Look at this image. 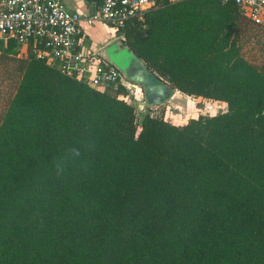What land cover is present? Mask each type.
<instances>
[{
	"label": "trees",
	"instance_id": "16d2710c",
	"mask_svg": "<svg viewBox=\"0 0 264 264\" xmlns=\"http://www.w3.org/2000/svg\"><path fill=\"white\" fill-rule=\"evenodd\" d=\"M144 24L123 45L226 111L138 124L124 87L94 90L7 43L0 264H264V26L233 0L162 4Z\"/></svg>",
	"mask_w": 264,
	"mask_h": 264
},
{
	"label": "built area",
	"instance_id": "2783aa9c",
	"mask_svg": "<svg viewBox=\"0 0 264 264\" xmlns=\"http://www.w3.org/2000/svg\"><path fill=\"white\" fill-rule=\"evenodd\" d=\"M185 1L189 0H91L94 11L83 17L68 10L61 0H0V52L7 43L14 42L23 52L22 56H27L29 49L35 59L94 90L122 86L135 96L130 87L136 89V85L125 82L119 69L85 47L81 23L93 26L104 22L121 33L123 41L128 22L136 21L144 30L146 13L162 4ZM233 1L244 18L264 26V0ZM124 99L129 103L130 96Z\"/></svg>",
	"mask_w": 264,
	"mask_h": 264
},
{
	"label": "rangeland",
	"instance_id": "374dc122",
	"mask_svg": "<svg viewBox=\"0 0 264 264\" xmlns=\"http://www.w3.org/2000/svg\"><path fill=\"white\" fill-rule=\"evenodd\" d=\"M89 27L90 29L87 31L89 32V37L99 49L104 47L105 49L109 48V51H111V48L120 46L122 42V34L116 33L109 25L104 22H97ZM122 51V62L134 60V58H131L132 54L128 49L123 48ZM244 52L246 53V51ZM104 59L107 62H113L108 55H104ZM119 71L122 72L120 68ZM130 90L136 93L135 96H132V94L128 93L126 90V93L130 96L128 102L135 108L138 124H140L143 117L148 114L154 116L162 115L165 121L174 125H183L189 119H195L200 115L214 116L226 111V105L223 103L210 102L201 98L187 97L178 92H175V97L165 104L148 106L144 99V93L141 87H137L136 89L130 87Z\"/></svg>",
	"mask_w": 264,
	"mask_h": 264
},
{
	"label": "water",
	"instance_id": "95a60500",
	"mask_svg": "<svg viewBox=\"0 0 264 264\" xmlns=\"http://www.w3.org/2000/svg\"><path fill=\"white\" fill-rule=\"evenodd\" d=\"M123 48L128 49L123 45L105 50L109 58L124 72L128 80L137 82L144 87L145 99L147 105L161 104L167 98H170L173 94V90L163 81L158 79L153 75L135 55L132 54L131 58L134 60H129L128 62H122V50ZM148 70V71H147ZM167 91V96L165 95Z\"/></svg>",
	"mask_w": 264,
	"mask_h": 264
},
{
	"label": "crops",
	"instance_id": "0c3cea01",
	"mask_svg": "<svg viewBox=\"0 0 264 264\" xmlns=\"http://www.w3.org/2000/svg\"><path fill=\"white\" fill-rule=\"evenodd\" d=\"M61 2L65 5V7L68 10L73 11V12H78L83 17L91 14L94 11V9H93L94 7L92 6L91 0H61ZM89 29H90V27L85 22H82L81 23V25H80V31H81V36L83 37V41H84L85 47L90 48V49L96 51L97 53H99L100 56H102L104 58V55L105 56L107 55L105 53V50L106 49L104 47L101 48V49H99L96 46V44L93 41H91V39L89 37V32H87ZM110 63L113 64L117 69H119V67L114 62H110ZM122 72H121V74L124 77L125 82H127L128 84L136 85L137 87H141L142 88L143 93H144V99H145L144 87L141 84L137 83V82L128 80L127 76L124 74V72L123 73ZM165 95L167 96V91H165ZM174 97H175V91H173V94L171 95L170 98H167L161 104H165L166 102H169ZM145 101H146V99H145ZM161 104H154V105H148V106H158V105H161Z\"/></svg>",
	"mask_w": 264,
	"mask_h": 264
}]
</instances>
